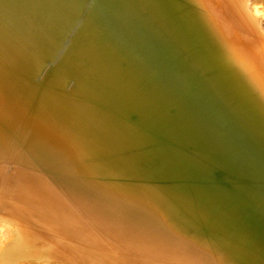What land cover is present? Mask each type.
<instances>
[{"label":"bare ground","instance_id":"1","mask_svg":"<svg viewBox=\"0 0 264 264\" xmlns=\"http://www.w3.org/2000/svg\"><path fill=\"white\" fill-rule=\"evenodd\" d=\"M257 4L0 0V264H264Z\"/></svg>","mask_w":264,"mask_h":264},{"label":"rangeland","instance_id":"2","mask_svg":"<svg viewBox=\"0 0 264 264\" xmlns=\"http://www.w3.org/2000/svg\"><path fill=\"white\" fill-rule=\"evenodd\" d=\"M258 1L260 4L259 3L257 4ZM258 1L253 0V2L257 4V6L259 7L260 16H261L262 22L264 23V4L262 3L264 0H258Z\"/></svg>","mask_w":264,"mask_h":264}]
</instances>
